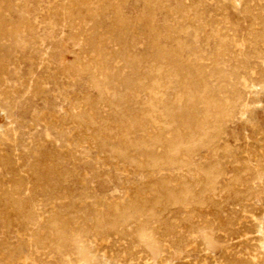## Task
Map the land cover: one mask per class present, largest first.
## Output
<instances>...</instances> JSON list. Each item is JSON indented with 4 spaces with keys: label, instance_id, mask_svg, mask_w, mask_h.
<instances>
[{
    "label": "rangeland",
    "instance_id": "374dc122",
    "mask_svg": "<svg viewBox=\"0 0 264 264\" xmlns=\"http://www.w3.org/2000/svg\"><path fill=\"white\" fill-rule=\"evenodd\" d=\"M263 17L0 0V264H264ZM147 135L163 161L127 148Z\"/></svg>",
    "mask_w": 264,
    "mask_h": 264
},
{
    "label": "bare ground",
    "instance_id": "6f19581e",
    "mask_svg": "<svg viewBox=\"0 0 264 264\" xmlns=\"http://www.w3.org/2000/svg\"><path fill=\"white\" fill-rule=\"evenodd\" d=\"M68 11H66L65 15H68ZM64 16V15H63ZM264 18V17H263ZM70 24H72L70 22ZM75 44H77V40H75ZM155 45V44H154ZM153 45V46H154ZM81 48V47H80ZM254 56V55H253ZM157 58V57H156ZM111 59V58H110ZM128 64V63H127ZM97 66V65H96ZM102 67V66H101ZM161 69V68H159ZM157 80V79H156ZM110 79H108L107 77L105 76H94V79H93V84L94 86L97 88V90L99 92H103L106 85L109 83ZM159 84H158V81H154L151 86L149 87L148 89V94H149V102L147 104V107H148V115L151 116V117H154L158 114H161V115H164V109L161 108L163 106V97L164 95L162 93H160L158 91L157 88ZM203 92V90H202ZM192 94V93H191ZM183 95V94H182ZM103 96V95H102ZM106 97V96H105ZM239 102V101H238ZM231 103V102H230ZM214 104V103H213ZM209 105V104H208ZM231 105V104H230ZM77 106V105H76ZM215 107V106H214ZM213 107V108H214ZM196 112V111H195ZM3 113V112H2ZM77 115V114H75ZM157 118V117H156ZM161 119V118H160ZM163 123V122H162ZM202 124V123H201ZM140 125V124H139ZM144 125H141L139 127V129H143ZM189 127V126H188ZM194 127V126H193ZM206 127V126H205ZM133 128V127H132ZM134 129V128H133ZM208 129V128H207ZM191 130V129H190ZM127 133V132H126ZM125 135V133H124ZM193 135V134H192ZM197 135V134H196ZM195 136V135H194ZM128 137V136H127ZM126 137V139H127ZM203 137V136H201ZM196 138V137H195ZM184 140V139H183ZM122 141L125 142V140L123 139ZM162 139H161V136L160 135H154V136H151V135H147L145 136V138H139L138 140L134 141V142H129V144H125L128 148V146H131L133 147L135 150L139 151V152H142L144 153V156H145V159L147 161H152V160H159V161H163V159H161L160 157L156 156L155 153H154V149H155V146L159 143H162ZM200 141V140H199ZM123 142V143H124ZM100 144V143H99ZM98 145V144H97ZM96 145V146H97ZM200 145V144H199ZM196 146V145H195ZM161 148V147H160ZM100 149V148H99ZM165 149V148H164ZM118 151H120L118 149ZM125 154V153H124ZM128 157V156H127ZM126 158V157H125ZM146 162V161H145ZM155 164V163H154ZM159 165V164H158ZM191 165V164H190ZM257 173V172H256ZM258 176V175H257ZM206 177V176H205ZM208 177V176H207ZM206 181V180H205ZM203 184V183H202ZM150 187V186H149ZM144 188V187H143ZM15 192V191H14ZM7 193V192H6ZM161 194V193H160ZM160 199V198H159ZM132 200V199H131ZM7 202V201H6ZM182 202V201H181ZM110 207H108L109 209ZM17 209V208H16ZM120 211V209H119ZM151 211V210H150ZM107 212V210H106ZM114 213V212H113ZM17 215V214H16ZM56 215V214H55ZM54 217V216H53ZM57 217V216H56ZM146 217V216H145ZM36 219V218H35ZM55 219V218H54ZM62 223V222H61ZM26 225V224H25ZM35 227V226H34ZM40 228V227H39ZM93 228V227H92ZM28 229V228H27ZM112 230V229H111ZM168 231V230H167ZM109 232V231H107ZM111 233V232H110ZM126 233V232H125ZM41 237V236H40ZM57 238V237H56ZM33 239V238H32ZM42 240V239H41ZM193 241V240H192ZM262 241V240H261ZM162 243V242H161ZM180 244V243H179ZM160 245V244H159ZM177 245V244H176ZM238 245V244H237ZM38 246V245H37ZM53 248V247H52ZM163 251V250H162ZM237 254V253H236ZM235 254V255H236ZM221 255V254H220ZM226 255V254H225ZM232 256V255H231ZM165 257V256H164ZM234 257V256H233ZM143 259V258H142ZM225 260H226V257H225ZM233 260V259H232ZM162 261V260H161ZM236 261V259H235ZM226 262V261H225ZM224 262V263H225Z\"/></svg>",
    "mask_w": 264,
    "mask_h": 264
}]
</instances>
